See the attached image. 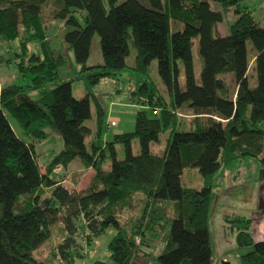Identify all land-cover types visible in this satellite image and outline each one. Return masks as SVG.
<instances>
[{
	"label": "trees",
	"instance_id": "obj_1",
	"mask_svg": "<svg viewBox=\"0 0 264 264\" xmlns=\"http://www.w3.org/2000/svg\"><path fill=\"white\" fill-rule=\"evenodd\" d=\"M48 1L0 0V48L13 55L0 63L14 64L19 78H29L27 84L0 89V264H44L32 252L50 238L56 224L63 233L56 252L64 264L73 263L77 240L90 245L108 229L114 231L107 244L109 264H148L152 258L158 264H212L208 215L213 176L222 166L254 158L257 179L264 183V23L240 0H56L53 16L69 29L61 47L53 49L42 13ZM209 2L220 11L211 10ZM229 10L235 19L228 35H214ZM171 21L182 29L170 33ZM94 34L102 63L87 67ZM194 38L202 59L200 83L193 70ZM247 42L254 52L251 62ZM31 45L38 53L30 52ZM130 46L137 73L147 76L156 60L166 98L153 81L139 83L130 92L139 107L134 130L114 135L105 146L100 140L104 112L95 102L97 130L89 152L85 137L90 129L84 124L91 117L89 94L75 99L73 79L61 80L63 69L71 67L69 52L80 66L75 79L93 86L128 67ZM250 63L254 86L249 85ZM222 74L232 75V88L217 77ZM184 104L192 118L179 131ZM7 115L30 141L17 137ZM50 132L60 137L62 149L42 173L34 142ZM161 132H167L164 151L152 153L149 145ZM134 140L139 145L135 155ZM115 144L123 146V159L116 158ZM105 151L108 169L103 168ZM75 159L83 170L94 172L82 191L50 177ZM190 167L200 173L199 189L181 184L182 171ZM138 193L143 197L138 199ZM223 219L235 228L236 246L250 249L238 264H264V241L253 240L251 220L239 215Z\"/></svg>",
	"mask_w": 264,
	"mask_h": 264
},
{
	"label": "rangeland",
	"instance_id": "obj_2",
	"mask_svg": "<svg viewBox=\"0 0 264 264\" xmlns=\"http://www.w3.org/2000/svg\"><path fill=\"white\" fill-rule=\"evenodd\" d=\"M245 1V0H244ZM258 0H247L246 4L251 6L253 14L258 15L260 3ZM146 4L145 0H142ZM210 9L213 11H220L218 4L209 2ZM59 5L56 0H49L45 5L42 6V13L47 20L45 25V30L50 39V45L53 49H58L61 47L63 41L64 33L69 29L68 27H63V22L55 18L53 14L57 11ZM235 19L232 10L223 14V19L219 22L214 30V35H219L225 37L229 33V25ZM182 29V24L178 21H171L169 30L170 33H175ZM34 46V47H33ZM30 52L38 53V49L35 45L30 46ZM6 47H1L0 50H4V56L2 60L6 58H12V50L5 51ZM247 56L251 62V57L254 54L250 42L246 43ZM192 61L194 77L197 83H200L199 76L202 68V59L199 54L198 39H192L191 45ZM69 57L71 59V67L63 69L61 73V80L66 81L73 79L71 81V93L75 99H81L86 94H89L90 102V112L91 117L85 121V126L90 129V133L85 137V147L90 152V142L96 135L95 126V116H96V106L95 102L98 103L103 112V124L101 127V144L105 146V143L111 142L113 136L116 134H123L132 132L135 125V113L138 110V106L135 105V101L131 99L130 92L134 90L139 83L146 79L154 82L162 95L166 98L165 87L161 82L157 74V62L156 60L151 61L148 67L147 76L141 75L132 69L134 65L135 52L132 46L129 48V55L126 58L127 68L123 69L121 72L113 77L101 78L96 85H89L85 79H75L79 75L80 66H78L74 60L72 53L69 52ZM102 57L99 46V37L94 34L89 48L88 59L85 63L87 67L101 65ZM180 72L178 76L179 85L183 84V71L182 67H179ZM17 74L16 66L12 63L1 64L0 63V73ZM13 80V84L23 85L27 84L29 78H19ZM223 79L227 84H231L232 75L222 74L217 76ZM248 79L249 85H255V76L252 70V64H249L248 68ZM190 110L184 104L180 110L179 115L181 116L180 126H178L179 131H183L188 128L190 120L192 118ZM9 123L13 128L15 134L20 139L24 141H30L22 132L17 121L11 116L7 115ZM114 121L115 125L109 127V122ZM167 137V132H161L159 134V139L157 142H153L149 145V150L155 154H162L164 151L165 140ZM35 152L39 155L37 157V164L42 173H44L45 165L50 161V159L57 154L62 149V140L60 137L50 132V136L43 141L34 142ZM263 148H264V138H263ZM116 158H124V149L120 144H115ZM132 154H137L139 151V145L136 140L131 143ZM105 160L103 163V168L108 169L110 165L108 151H105ZM259 166L258 160L254 158H245L240 161H234L225 166H222L218 172L213 176V194H221V199L224 194L233 193L238 195V190H243L244 186H249L248 184L255 183L257 181V169ZM89 169L83 170L81 164L77 159L73 160L67 168H58L51 175V179L60 181L64 180V185L69 188H75L76 190H84L90 179L92 178ZM68 171V173L66 172ZM70 171V172H69ZM80 175H77L79 174ZM181 184L186 187H193L199 189L202 186V179L198 169L195 167H190L184 169L181 175ZM221 192V193H220ZM247 192L245 190L243 193ZM48 191H45L47 194ZM244 195V194H243ZM143 195L138 193L137 198H142ZM233 200H237L233 199ZM227 206V205H225ZM137 206H135V209ZM254 226H251L250 233L255 241L260 238V215H264V212L259 210H253ZM223 225L220 226L213 221L211 226V242L213 247V263L212 264H238L239 256L246 254L250 251L249 248H238L235 244V228L230 227L229 223L222 222ZM251 222V224L253 225ZM80 228L81 225L79 224ZM262 232H264L262 230ZM259 233V234H258ZM114 231L108 229L99 238L95 239L90 245H87L81 240L78 241L77 251L73 252V263L72 264H94L96 261H101L109 264V254L107 251V244L113 237ZM63 238V233L60 228V224H56L51 228L50 238L47 239L43 244H41L36 250L32 252V257L44 264H64L60 262L58 254L56 252V246ZM79 254V257L77 256ZM225 258V260H223ZM148 264H158L156 259L152 258Z\"/></svg>",
	"mask_w": 264,
	"mask_h": 264
},
{
	"label": "crops",
	"instance_id": "obj_3",
	"mask_svg": "<svg viewBox=\"0 0 264 264\" xmlns=\"http://www.w3.org/2000/svg\"><path fill=\"white\" fill-rule=\"evenodd\" d=\"M245 1L240 0L241 5L244 7H247L251 11L253 18L257 22L261 23L263 16H264V0L257 1L258 3H260V5H258L259 11H258L257 16L253 14V10L251 6L246 4ZM3 51L0 50V59L2 58V56H4ZM16 76L17 74L15 75L10 72L7 74L0 73V89L5 85L13 84L12 83L13 80L18 79ZM258 169H259V166H258ZM90 170L92 169H89L88 172H91ZM66 172L68 173V171ZM91 173H94V172H91ZM55 181H58V180H55ZM60 181L64 185V180L61 179ZM248 185L249 186H244L242 191L238 190L237 191L238 195L233 194V193H228V194H224L222 199H221V194L214 195L213 189H212L211 200H210V205H209V215H208L209 233L211 232V226L213 225V221L216 222L220 226L223 225L222 222H224L225 224V221L223 219L224 216H232V215H239L242 217L244 216L246 218H249L251 222L253 223L254 222V218H253L254 211L253 210H259V211L264 212V183H260L257 179L255 183H251ZM245 190H247V192L243 193L244 194L243 195L242 192H244ZM77 191H82V190H77ZM236 198L237 200H233ZM259 219H260L259 227H260L261 232L260 234L259 233L258 234L260 238H258V241H255L253 239L255 242L264 241V232H262V230L264 231V215L263 216L260 215ZM251 226H254V223L253 225L252 224L250 225V228ZM223 260H225V258H223Z\"/></svg>",
	"mask_w": 264,
	"mask_h": 264
},
{
	"label": "built area",
	"instance_id": "obj_4",
	"mask_svg": "<svg viewBox=\"0 0 264 264\" xmlns=\"http://www.w3.org/2000/svg\"><path fill=\"white\" fill-rule=\"evenodd\" d=\"M262 23H264V16H263V19H262ZM115 125V122L114 121H110L109 122V127H112Z\"/></svg>",
	"mask_w": 264,
	"mask_h": 264
}]
</instances>
